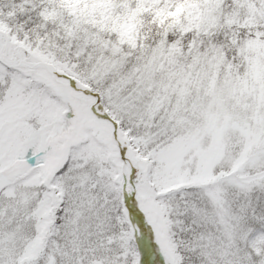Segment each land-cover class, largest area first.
Wrapping results in <instances>:
<instances>
[{
	"label": "snow or ice",
	"instance_id": "snow-or-ice-1",
	"mask_svg": "<svg viewBox=\"0 0 264 264\" xmlns=\"http://www.w3.org/2000/svg\"><path fill=\"white\" fill-rule=\"evenodd\" d=\"M0 264H264V0H0Z\"/></svg>",
	"mask_w": 264,
	"mask_h": 264
}]
</instances>
